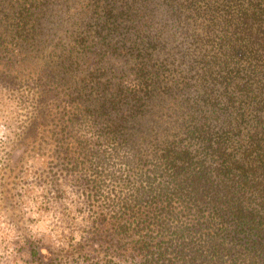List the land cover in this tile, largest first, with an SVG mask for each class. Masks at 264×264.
<instances>
[{
    "label": "trees",
    "instance_id": "trees-1",
    "mask_svg": "<svg viewBox=\"0 0 264 264\" xmlns=\"http://www.w3.org/2000/svg\"><path fill=\"white\" fill-rule=\"evenodd\" d=\"M0 116L91 171L88 264H264V0H0Z\"/></svg>",
    "mask_w": 264,
    "mask_h": 264
},
{
    "label": "rangeland",
    "instance_id": "rangeland-1",
    "mask_svg": "<svg viewBox=\"0 0 264 264\" xmlns=\"http://www.w3.org/2000/svg\"><path fill=\"white\" fill-rule=\"evenodd\" d=\"M9 125L0 116V264H37L27 238L64 251L57 264H88L78 252L90 236L84 179L91 171L68 170L49 157L47 134L34 151L16 156Z\"/></svg>",
    "mask_w": 264,
    "mask_h": 264
}]
</instances>
